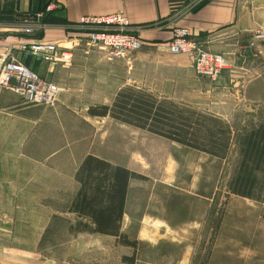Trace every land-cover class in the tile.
I'll use <instances>...</instances> for the list:
<instances>
[{
	"label": "rangeland",
	"instance_id": "374dc122",
	"mask_svg": "<svg viewBox=\"0 0 264 264\" xmlns=\"http://www.w3.org/2000/svg\"><path fill=\"white\" fill-rule=\"evenodd\" d=\"M101 57L98 60L107 59ZM107 60L127 61V68L111 69L109 85L111 90L118 89L113 100L101 104L70 99L61 103L62 109L68 110L62 115L61 161L47 164L44 172L47 185L52 188L58 182L61 189L46 191L44 230L37 227L41 214L35 212L28 213L29 229L12 230L15 247L19 240L29 242L23 245L29 251L27 263L264 264V170L257 171L260 199L245 198L229 189L240 159V137L264 123V104L217 92L216 81L197 75L190 54L173 55L160 46H146L129 57ZM93 78H75L69 94L78 96L85 90L84 96L94 95L102 86L107 88ZM85 79L88 83L83 85ZM126 88L221 120L223 129L231 131L225 157L89 110L97 106L91 109L101 112L103 106L111 107ZM63 91L61 88L57 102L50 107L60 103ZM184 116L197 119L188 113ZM88 154L134 174L120 222L121 237L87 230L91 220L72 210L78 194L75 184L77 189L81 187L74 176ZM37 199L29 198L31 204Z\"/></svg>",
	"mask_w": 264,
	"mask_h": 264
},
{
	"label": "crops",
	"instance_id": "0c3cea01",
	"mask_svg": "<svg viewBox=\"0 0 264 264\" xmlns=\"http://www.w3.org/2000/svg\"><path fill=\"white\" fill-rule=\"evenodd\" d=\"M50 3H56L57 7L45 15L42 27L33 35L23 33L21 28L31 21L33 14L43 11ZM114 13H123L130 20V30L142 37L144 47L163 48L175 28H188L205 49L228 61L227 69L216 81L217 92L264 104V37L257 36L264 29V0H0V55L12 53L43 79L64 89L60 103L50 107L28 104L13 90L0 85V264H28L29 251L23 245L29 242L19 240L15 247L12 230L29 229L30 212L41 214L34 218L37 217V227L44 230L46 191L61 189L58 182L50 188L44 173L47 164L61 161L58 153L63 147L62 115L68 112L61 103L78 99L103 104L110 98L113 100L118 92L109 85L111 69L127 68V61L107 60L103 51L87 44L86 28L79 25L82 17ZM35 39L59 41L65 47H72V63L45 62L18 49ZM100 52L107 59L98 60L104 58ZM80 77H94L108 86L106 89L102 86L101 92L94 95L84 96L85 90L77 93L78 96L69 94L73 90L70 85ZM87 79L83 85L88 83ZM76 185L77 194L80 186L77 189ZM30 197L41 198V203L37 199L31 204Z\"/></svg>",
	"mask_w": 264,
	"mask_h": 264
},
{
	"label": "trees",
	"instance_id": "16d2710c",
	"mask_svg": "<svg viewBox=\"0 0 264 264\" xmlns=\"http://www.w3.org/2000/svg\"><path fill=\"white\" fill-rule=\"evenodd\" d=\"M95 115L111 116L149 130L183 145L223 158L230 146L231 131L223 122L193 110L179 108L167 100H158L150 93L134 88L122 89L110 106ZM195 116L188 118L184 114ZM202 119V120H201ZM240 159L229 182L230 192L245 198L260 199V179L264 170V123L240 137ZM133 173L126 167L113 165L95 155L82 162L77 179L81 187L72 203V210L91 220L86 229L93 233L121 237L120 222L125 215L129 181ZM135 245V242L132 243Z\"/></svg>",
	"mask_w": 264,
	"mask_h": 264
},
{
	"label": "built area",
	"instance_id": "2783aa9c",
	"mask_svg": "<svg viewBox=\"0 0 264 264\" xmlns=\"http://www.w3.org/2000/svg\"><path fill=\"white\" fill-rule=\"evenodd\" d=\"M56 7V3H50L43 11L35 12L31 21L26 23L21 31L26 35H33L42 27L45 15L53 12ZM79 25L86 28L87 44L103 51L109 59L129 57L145 46L142 37L130 30L132 24L123 13L82 17ZM257 36L264 37V29H260ZM163 48L173 55H192L197 75L212 81H217L228 67L225 57L205 49L199 38L188 28H175L172 38ZM18 49L26 55L49 63L69 65L74 59L73 48L65 47L63 42L59 41L35 39L22 44ZM0 85L13 90L26 103L35 105L52 106L61 93L59 85L43 79L12 53L0 55Z\"/></svg>",
	"mask_w": 264,
	"mask_h": 264
}]
</instances>
